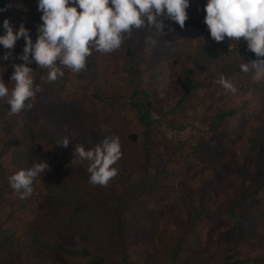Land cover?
<instances>
[{
	"label": "rangeland",
	"instance_id": "rangeland-1",
	"mask_svg": "<svg viewBox=\"0 0 264 264\" xmlns=\"http://www.w3.org/2000/svg\"><path fill=\"white\" fill-rule=\"evenodd\" d=\"M205 3L190 0L183 29L167 20L162 33L154 29L166 42L153 45L134 30L132 60L122 42L113 52H93L79 73L64 69L54 82L47 69L29 65L40 91L28 111L9 115L0 101V231L18 238L17 247L0 244V264H87L95 252L111 264H264V58L231 38L204 57L219 44L204 23ZM40 16L37 0H5L0 34L8 19L16 29L23 23L35 42ZM24 44L21 38L12 58L0 60L9 88ZM6 51L0 46V56ZM235 61L249 71L230 76L227 67ZM187 71L200 87L188 88ZM221 74L233 80L235 94L216 83ZM146 109L147 129L140 120ZM231 109L235 114L216 124ZM112 136L121 143L122 157L113 165L118 175L91 186L79 177H89V162L74 150ZM64 139L67 147L59 145ZM43 161L51 170L21 199L8 177ZM57 180L93 200L87 221H54L43 198ZM33 226L67 250L81 253L91 234L103 247L88 244L86 256L46 247L31 262L24 240Z\"/></svg>",
	"mask_w": 264,
	"mask_h": 264
},
{
	"label": "clouds",
	"instance_id": "clouds-1",
	"mask_svg": "<svg viewBox=\"0 0 264 264\" xmlns=\"http://www.w3.org/2000/svg\"><path fill=\"white\" fill-rule=\"evenodd\" d=\"M189 7L190 0H37L41 23L35 42L23 23L18 29L8 19L2 23L0 46L8 51L0 60L12 58L11 50L21 38L25 44L22 53L15 57L23 63H12L10 81L14 86L9 88L3 74L0 75V101L9 107V115L28 111L32 108L31 99L40 91L29 65L35 63L47 69L49 82L63 77L64 69L79 73L86 68L87 58L93 52L119 49L125 35L133 30L152 28L162 33L165 20L183 29ZM4 10L0 8V12ZM204 11V23L215 42L231 38L240 43L243 38L246 50L257 59L264 58V0H206ZM152 43L155 45L156 41ZM240 70L248 72V64H240ZM216 83L228 92H237L233 80L223 74ZM69 142L64 139L59 145L67 147ZM74 155L89 162L91 185L106 186L118 175L113 165L122 157L120 138L106 137L94 148L78 144ZM46 170H51L47 161L33 163L8 177L9 185L25 199L33 194L34 181Z\"/></svg>",
	"mask_w": 264,
	"mask_h": 264
},
{
	"label": "trees",
	"instance_id": "trees-1",
	"mask_svg": "<svg viewBox=\"0 0 264 264\" xmlns=\"http://www.w3.org/2000/svg\"><path fill=\"white\" fill-rule=\"evenodd\" d=\"M0 8L5 9V0H0ZM4 12V11H3ZM3 12H0V22L2 20ZM134 31V30H133ZM133 31L130 34H126L123 40V44L126 50L127 57L132 60V52L130 49V44L133 41L134 37L138 36V32L136 31L133 33ZM141 35L144 39L146 40H151L154 39L156 40L157 43L161 42H166L162 37L158 36V34L154 31L152 28H142L140 29ZM240 43H242L247 49L246 42L241 38ZM222 47V43H219L216 45V47H213L211 50L204 51L203 56L206 58H211L212 54L215 53V49H219ZM248 53V52H247ZM227 72L230 76H233L239 72H242L240 70V62L235 61L231 65L227 67ZM191 74V71H187L186 73V82L187 86L189 89H195L197 87H200L201 84L194 83L192 84V81L189 79V76ZM247 78V76H246ZM245 82H248L245 80ZM250 83L249 86L253 87H258L261 85L260 83ZM133 84V83H132ZM138 91L136 90L135 87L132 89V96L135 97L137 96ZM147 106L149 103H146ZM140 120L143 123V125L148 128V126L145 123V117L147 113L143 110H140ZM234 110L231 109L228 112H221L216 116V124L224 121L225 118L227 117H232L234 115ZM216 124L211 125L213 129H215ZM78 174L79 171L75 170ZM62 172V171H61ZM59 173H54L52 176L56 177L57 174ZM79 176V175H78ZM80 178H83L82 180L88 184L89 183V177L85 175H80ZM91 185V184H90ZM93 186V185H91ZM96 187V186H94ZM47 190V196L43 198V202L46 204L48 210L54 214L53 219L55 222H58L61 225L66 224V223H77L78 221H87L86 219L88 218L87 213L88 209L90 208V205L92 203V199L89 198V196H86L83 192H80L78 188H68L65 184L61 183V180H57L56 182L50 183L46 186ZM58 210H60L58 212ZM261 210L264 212V206H261ZM59 213V214H58ZM94 225V224H93ZM96 233H98L97 230H95ZM48 236L42 232V230L38 226H33L31 230V236L26 238L24 240V243H27L26 246V254L28 253V260L33 261V257L39 256L43 250L46 249V247L51 248V250L55 253H67L71 256L81 254L82 256L89 255L88 253V248L89 247L93 248H98L102 249L103 244L101 241H99L97 236L95 234H91L88 238V241L84 247L81 248V253L76 252L74 250H67L64 247L61 246L60 243L56 244H51L50 241L47 238ZM95 240V241H94ZM0 244H3L4 246H10V247H17L18 246V238L14 235V233L9 232L8 230L5 231H0ZM102 251V250H101ZM101 253V252H100ZM238 260L231 262V261H226L222 264H239L240 262H237ZM87 264H111L110 261H108L105 257L104 254H98L97 252L94 253L92 256L90 262Z\"/></svg>",
	"mask_w": 264,
	"mask_h": 264
}]
</instances>
